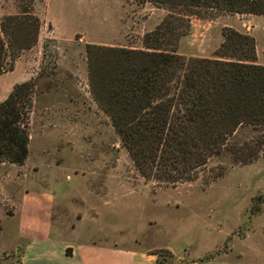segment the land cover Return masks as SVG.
<instances>
[{
	"label": "rangeland",
	"instance_id": "rangeland-1",
	"mask_svg": "<svg viewBox=\"0 0 264 264\" xmlns=\"http://www.w3.org/2000/svg\"><path fill=\"white\" fill-rule=\"evenodd\" d=\"M31 9L40 20L36 42L0 72V101L13 84L34 83L27 156L20 165L0 162V264H18L22 246H10L14 220L9 216L19 201H58L68 221L73 218L67 207H79L77 217L87 212L91 222L101 220L111 237L157 251V264H187L188 253L216 245L226 250L232 234L250 226L252 199L264 196V159L258 155L239 164L223 151L193 181L172 187L145 180L88 90L84 44L140 49L142 35L165 11L139 0H42ZM17 11V0H0V17ZM223 27L252 36L255 63L264 64V16L251 14L192 17L176 53L214 56ZM248 133L241 129L237 137ZM219 167L223 174L211 178ZM258 211L264 214V202ZM257 220L264 222V215Z\"/></svg>",
	"mask_w": 264,
	"mask_h": 264
},
{
	"label": "trees",
	"instance_id": "trees-1",
	"mask_svg": "<svg viewBox=\"0 0 264 264\" xmlns=\"http://www.w3.org/2000/svg\"><path fill=\"white\" fill-rule=\"evenodd\" d=\"M35 1L42 0H17L18 11L0 17V72L36 42L40 20L31 9ZM139 1L165 11L142 35L140 49L84 44L89 93L138 173L173 187L196 179L207 161L223 151L239 164L258 155L264 159V64L255 63L253 37L223 27L214 56L176 53L192 17L264 16V0ZM33 84H13L0 101V162L20 165L27 156ZM241 129L249 133L238 138ZM223 170L219 167L211 178ZM261 202L264 196L252 199L251 214ZM151 253L157 264V251Z\"/></svg>",
	"mask_w": 264,
	"mask_h": 264
},
{
	"label": "crops",
	"instance_id": "crops-1",
	"mask_svg": "<svg viewBox=\"0 0 264 264\" xmlns=\"http://www.w3.org/2000/svg\"><path fill=\"white\" fill-rule=\"evenodd\" d=\"M64 209L65 205L55 200L15 204L9 216L14 220V240L10 246H22L18 264H155L156 255L151 248L135 240L111 237L110 229L101 220L91 222L84 216L87 212L77 217L74 209L79 207L74 211L67 207L68 216L73 218L68 221ZM261 215L263 212L258 211L251 217L243 234H232L226 250L218 251L216 245L188 253L187 264H264V222L257 220ZM169 251L177 260L182 257ZM213 251L212 256L204 258Z\"/></svg>",
	"mask_w": 264,
	"mask_h": 264
}]
</instances>
